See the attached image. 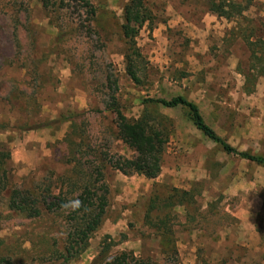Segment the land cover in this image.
I'll use <instances>...</instances> for the list:
<instances>
[{
	"label": "rangeland",
	"instance_id": "rangeland-1",
	"mask_svg": "<svg viewBox=\"0 0 264 264\" xmlns=\"http://www.w3.org/2000/svg\"><path fill=\"white\" fill-rule=\"evenodd\" d=\"M131 1L90 0V20L71 1L45 9L41 0H0V152L10 155L0 168V258L95 264L131 252L150 264H230L252 257L248 246L264 237V168L226 154L185 109H152L169 134L157 179L113 168L136 157L119 135L113 105L137 121L148 100L175 97L195 103L233 148L264 157V0H230L247 10L214 22L204 21L207 0H145L149 20L136 38L146 66L140 85L127 73ZM247 40L263 44L250 48ZM86 179L107 186L109 203L87 251L70 259L73 210L62 205L76 200ZM15 189L41 200L39 217L10 209ZM171 189L191 191L197 202L162 213L175 217V255L145 222L150 201ZM61 194L68 200L50 212L43 201ZM236 211L260 213L248 223Z\"/></svg>",
	"mask_w": 264,
	"mask_h": 264
},
{
	"label": "trees",
	"instance_id": "trees-1",
	"mask_svg": "<svg viewBox=\"0 0 264 264\" xmlns=\"http://www.w3.org/2000/svg\"><path fill=\"white\" fill-rule=\"evenodd\" d=\"M78 3V5L86 11L90 20H94L96 16V9L91 4L90 0H41L45 9L57 7L64 9L69 4ZM209 5V12L216 14L219 18H225L230 21L234 18L233 14L242 15L247 7H242L240 4L230 0H207ZM68 8V7H67ZM147 9L145 7V0H132L125 7V24L123 26L124 38L128 41L131 55L127 57V73L130 79L136 84L140 85L142 77L146 74L145 60L141 55L136 43V38L140 29L146 24ZM247 44L250 48L257 47L260 40L255 43L249 42ZM143 74V75H142ZM142 75V77H141ZM264 76V72H263ZM251 93V91H247ZM146 109L142 117L137 121L129 120L117 107L113 106V112L117 117V127L119 135L123 142L134 150L136 157L134 159H121V161L113 164V168L121 171L125 175L137 174L144 176L149 180L157 179L162 171V156L164 153L165 144L169 138L168 132L164 129L161 121L154 119L152 116V109L162 107L166 109L182 108L188 112V116L197 130H199L206 138L213 143L219 145L223 151L228 155L236 156L242 160L256 163L264 168V157L251 155L247 152H239L224 139H222L215 130L210 127L199 107L187 100L184 97H175L171 100L165 99H150L146 103ZM162 119H165L162 117ZM166 120V119H165ZM9 154L0 152V168L5 166V161L9 159ZM83 168L81 161L77 162V166ZM90 168V167H89ZM6 174V173H5ZM83 180V179H82ZM80 182H78L79 184ZM75 192H80L76 200L81 202L80 207L72 211L68 217L73 224L72 232L69 236V247L66 253L68 258L73 259L82 255L90 246V241L94 234L101 228L106 210L109 203V189L105 185L96 188L91 179L84 180L83 185ZM100 192V195L98 194ZM9 207L11 210L23 213L29 218H37L41 215L39 211V203L41 200L37 199L35 195H31L30 191H22L15 189L10 191ZM170 196L161 200L159 197L157 201L151 200L148 210L145 214V222L151 226L159 235L172 253L177 254L176 236L170 222L173 220V211L162 217L164 210L173 209L176 206L187 207V204H197L196 196L191 191H181L178 189H171ZM35 198V199H34ZM156 199V198H155ZM68 199L63 198V195L53 197L52 201L46 199L43 204L51 212L55 210L61 203ZM157 216L153 218V214ZM175 218V217H174ZM196 216L191 218L187 216L190 221H195ZM112 245L103 248L100 257L109 254ZM152 260H144L138 258L131 252H122L113 256L108 261L98 260L95 264H150ZM0 264H13L11 261L0 258ZM202 264H207L202 262Z\"/></svg>",
	"mask_w": 264,
	"mask_h": 264
},
{
	"label": "crops",
	"instance_id": "crops-1",
	"mask_svg": "<svg viewBox=\"0 0 264 264\" xmlns=\"http://www.w3.org/2000/svg\"><path fill=\"white\" fill-rule=\"evenodd\" d=\"M179 22H185L186 19L184 16L180 15ZM219 18L216 14L208 12L205 14V19L211 20L214 22L215 18ZM206 22V21H205ZM209 22V21H208ZM260 211H236L234 216L237 217L238 220L245 222L246 220L248 223L256 222L258 219ZM248 216V217H247ZM250 250H252L255 254L247 257H243L240 260H230V264H264V237H260L259 239H255L250 243L248 246ZM262 254V255H261Z\"/></svg>",
	"mask_w": 264,
	"mask_h": 264
},
{
	"label": "clouds",
	"instance_id": "clouds-1",
	"mask_svg": "<svg viewBox=\"0 0 264 264\" xmlns=\"http://www.w3.org/2000/svg\"><path fill=\"white\" fill-rule=\"evenodd\" d=\"M81 202L79 200H75V201H69L66 204L62 205L63 208L65 209H71V210H76L77 208L80 207Z\"/></svg>",
	"mask_w": 264,
	"mask_h": 264
}]
</instances>
